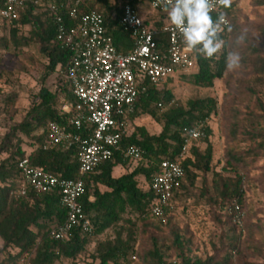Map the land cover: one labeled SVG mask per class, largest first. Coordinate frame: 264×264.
Returning a JSON list of instances; mask_svg holds the SVG:
<instances>
[{"label":"trees","instance_id":"obj_1","mask_svg":"<svg viewBox=\"0 0 264 264\" xmlns=\"http://www.w3.org/2000/svg\"><path fill=\"white\" fill-rule=\"evenodd\" d=\"M27 0L25 7L19 11L16 19L2 20L8 27V38H0V47L7 48L9 42L15 48L36 45L38 52L45 58L46 67L41 82L48 75L58 72L64 79L63 90L65 91L64 103L56 108L58 96L45 86H41L33 98L31 107L26 112L23 121L6 133L0 141V239L2 246L0 253L3 257L0 264H18L21 258H29L31 264H54L56 261L68 259L69 264H76V257L83 253L89 243V235H100L112 225H117L126 211L133 213L137 220L142 223L139 229L135 221L128 219L129 225L120 224L114 230V236L97 240L94 249L88 254L90 263L87 264H130L132 258H138L141 264H264V241H254L252 229L247 228V240L241 242V230L245 229L242 201L244 197L243 178L238 173L236 166H245L244 155L259 156L264 154V141H258L256 148L246 154L230 153L232 163H228L230 169L222 167V170H231L234 176H224L221 171L213 169V145L209 140L210 129L207 120L216 110V101L212 97L197 98L189 100L186 105L174 101L172 93L165 88L170 77L161 85L156 86L147 78L136 76L137 87L141 90L133 104L132 111L127 113L126 120L128 127L135 119L146 116L153 119L161 127L156 134L150 133L144 125L134 124L129 129V134L121 137L120 147L125 148L135 145L141 153V158L133 160L125 157L119 150H115L110 158L100 163L92 171L80 175L78 163V148L71 146L68 149L62 147L44 148L47 139L48 123L54 122L71 133L87 134L88 129L77 131L71 124L70 118L73 109L65 111V105H74L76 102L72 90L60 70H65L70 64L71 51L63 46L57 39V24L54 20V13L49 9H43L46 3L57 7V14L63 18L66 27L75 26L78 18L69 15V9L76 7L78 13L96 10L105 19L107 34L112 37L114 46L119 52L127 53L133 46L132 38L119 24L122 6L129 3L138 7L140 0H41V5H34ZM78 1V4H75ZM148 5V0H143ZM262 4V0H256ZM5 0H0V9L4 7ZM234 3L227 8H222L228 19ZM144 23L149 24L144 18ZM163 23L155 22L156 28ZM222 33L225 42V49L211 59H205L196 52H193L194 67L191 71H180L179 76L190 75L191 82L204 88L213 86L215 79H220L225 70L226 37L228 33L242 36L247 42L246 33L240 30L237 23L228 24ZM258 30L264 35V25H258ZM26 29V33L21 32ZM155 40L160 48H165L167 38L165 34L158 32ZM246 40V41H245ZM253 53L264 52V44L255 46L247 45ZM245 56V51H241ZM252 66V73L257 79L264 78V56H256L249 59ZM67 83V85H66ZM205 122L206 137L202 139L206 143L204 149L192 144L187 155L181 161L184 171L180 187L174 192L172 200L179 198L189 188L195 187L199 177L211 173V193L204 188L202 194H207L209 200L216 203L218 208L223 210L232 219V234L224 235L219 240V247L214 245V252L206 257L189 256V240L177 231H170L171 240L166 243L154 239L147 250L136 247L137 234L145 233L151 226L152 216L149 214L151 205L155 200V194L149 188L152 177L158 171L160 161L174 160L178 157L183 138L186 133ZM252 130H257L253 121L250 120ZM231 135L235 137L237 124ZM16 130L34 139V146L29 153L20 147V139L16 136ZM255 131H248L254 139L259 138ZM14 139L16 142L13 143ZM194 142L197 140H193ZM192 141V142H193ZM28 157L30 164L41 167L48 173L63 179L81 178L84 182L85 191L79 201L85 214L90 220L92 232L85 234L78 228L73 229L63 239L55 240L50 237V229L60 224L65 219V208L59 202L57 192L43 193L34 190L26 185L20 172L17 169V162ZM121 166L125 172L115 176L114 168ZM141 176L147 189L139 187L138 177ZM26 187V195L20 196L15 191ZM235 206L243 213L242 225L234 221ZM154 218V217H153ZM169 220V219H168ZM236 225L240 230H235ZM159 231V227L154 226ZM242 243L244 251L248 250L253 257L260 260L245 261L242 259ZM15 250V252H12ZM171 252H176L175 261H169Z\"/></svg>","mask_w":264,"mask_h":264},{"label":"rangeland","instance_id":"obj_2","mask_svg":"<svg viewBox=\"0 0 264 264\" xmlns=\"http://www.w3.org/2000/svg\"><path fill=\"white\" fill-rule=\"evenodd\" d=\"M262 4H257L256 0H231L234 3L229 16V24L237 23L240 30L246 33L247 42L243 40L237 42V37L228 33L226 37V50L238 52L241 57V64L235 71H225L220 79H215L213 86L210 88L198 87L191 82L190 75L171 76L170 81L165 84L174 98V101L181 105H186L189 100L197 98L212 97L216 101V110L207 120V125L211 131L209 140L213 145L212 166L216 171H221L224 176H234L231 170H222V167L230 169L228 163H232L229 157L230 153L246 154L256 148L258 141H264V78L257 79L252 73L251 62L262 53H253L251 49H246L247 45L252 44L259 46L264 44V35L258 30V25H264V0ZM139 9L142 16L148 19L149 23L156 19L160 14L150 11L147 3L143 0L139 2ZM27 28L21 32L26 33ZM0 38H8V27L0 21ZM246 41V40H245ZM245 51V56L241 55ZM45 58L38 52L36 45L28 47L15 48L11 42L7 48L0 47V141L4 135L14 127L19 125L26 112L31 107L32 101L39 88L43 85L51 92L58 96L56 108L61 106L65 96L62 89L64 79L59 71L54 72L41 82L46 67ZM67 85V83H66ZM250 120L253 121L257 130L251 129ZM233 123L237 124L235 137L231 135L234 128ZM134 124L144 125L150 133H158L160 125L153 119L141 116L130 123V128ZM248 131H255L259 138L254 139ZM16 136L20 139V147L27 153L35 145L31 136L24 135L20 130H16ZM16 142L14 139L13 143ZM204 149L206 143L202 140L191 143ZM2 154L0 157H5ZM246 164L237 167L238 173L243 178L244 197L242 201V210L244 213L245 229L241 230L240 240H247V228L252 229L254 241H264V154L259 156L244 155ZM124 171V170H122ZM204 177H199L195 187H191L179 198L171 201V208L166 212L163 219H151V226L145 233L137 234L136 247L141 250H147L151 241L158 239L168 243L171 240L170 231H177L190 242L187 246L189 256L206 257L214 252V245L219 247V240L224 235L232 234V225L234 224L223 210L219 209L216 203L209 200L207 194H202L204 188L211 193V173ZM139 187L147 189L142 177H138ZM130 221H135L139 229L142 223L137 220L136 216L130 211L122 214L117 225L103 231L98 236L89 235V243L83 253L76 257V264L90 263L88 254L94 249L97 240L111 238L114 236V230L118 225H129ZM169 219V220H168ZM237 224V223H236ZM238 225V224H237ZM154 226L159 227V231ZM235 230L239 232V228ZM2 241L0 239V248ZM244 245L242 243V249ZM244 251V249H243ZM15 252V250H12ZM3 254L0 253V260ZM169 261H175L176 252H171ZM242 259L245 261L260 260L258 257L251 256L248 250L242 253ZM71 261L62 259L54 264H69ZM130 264H141L136 257L132 258Z\"/></svg>","mask_w":264,"mask_h":264},{"label":"built area","instance_id":"obj_3","mask_svg":"<svg viewBox=\"0 0 264 264\" xmlns=\"http://www.w3.org/2000/svg\"><path fill=\"white\" fill-rule=\"evenodd\" d=\"M26 2L27 0H5L4 7L0 9V19H16ZM29 2L36 6L42 4L41 0ZM148 7L160 16L145 24L139 7L129 3L122 6L119 24L133 42L131 50L122 53L116 49L112 37L107 34L105 19L98 11L78 13L77 8L72 7L68 13L72 18L77 17L78 23L66 27L63 18L56 13L57 7L51 3L43 6V9L54 13L57 39L71 51L70 64L65 70H60V73L69 81L76 102L74 105H65L64 110L73 109L70 124L77 131L92 127L89 133L81 135L50 122L44 148L68 149L76 146L80 175L92 171L110 158L115 150L133 160L141 158L140 150L135 145L120 147L121 137L129 134L126 115L132 111L141 91L137 87L136 76L147 78L159 86L177 72L191 71L194 67L193 52L187 49L180 31L171 25L158 0H148ZM213 17H216V12ZM156 21L163 23L161 27L156 28ZM226 22L228 25L227 18ZM158 32L165 34L167 38L165 48H160L155 40ZM204 128L205 122H200L186 133L176 159L160 161L158 171L149 183V188L155 194L149 212L152 217L163 219L171 208L173 194L180 187L184 175L181 161L187 155L193 140L206 137ZM17 169L25 184L34 190L59 194V202L65 208L66 214L63 222L50 229L51 238L63 239L75 228L85 234L92 232L90 220L79 201L85 191L81 178L63 179L54 176L41 167L31 165L27 156L17 162ZM15 193L25 196L26 187L17 189ZM233 217L241 226L243 213L238 206H235ZM18 264L31 262L25 257Z\"/></svg>","mask_w":264,"mask_h":264},{"label":"clouds","instance_id":"obj_4","mask_svg":"<svg viewBox=\"0 0 264 264\" xmlns=\"http://www.w3.org/2000/svg\"><path fill=\"white\" fill-rule=\"evenodd\" d=\"M167 13L171 25L180 31L187 49L205 59H211L225 49L222 33L230 28L222 8L231 5V0H158ZM216 12V17L213 13ZM243 40L237 37V42ZM238 52H225V70L235 71L240 67Z\"/></svg>","mask_w":264,"mask_h":264},{"label":"crops","instance_id":"obj_5","mask_svg":"<svg viewBox=\"0 0 264 264\" xmlns=\"http://www.w3.org/2000/svg\"><path fill=\"white\" fill-rule=\"evenodd\" d=\"M148 6V5H147ZM149 8V7H148ZM151 11V10H150ZM143 17H144V15H143ZM144 18H146V17H144ZM30 152V151H29ZM29 152H27V153H29ZM122 170H124V171H122ZM125 172V169L124 168H122L121 166H117L116 168H114V171H113V174L115 175V176H118V175H120V174H122V173H124Z\"/></svg>","mask_w":264,"mask_h":264}]
</instances>
